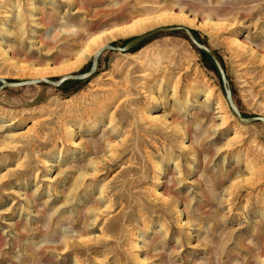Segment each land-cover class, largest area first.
<instances>
[{
  "label": "rangeland",
  "instance_id": "1",
  "mask_svg": "<svg viewBox=\"0 0 264 264\" xmlns=\"http://www.w3.org/2000/svg\"><path fill=\"white\" fill-rule=\"evenodd\" d=\"M170 26L264 116V0H0V78ZM209 57L166 32L0 82V264H264V123Z\"/></svg>",
  "mask_w": 264,
  "mask_h": 264
},
{
  "label": "water",
  "instance_id": "2",
  "mask_svg": "<svg viewBox=\"0 0 264 264\" xmlns=\"http://www.w3.org/2000/svg\"><path fill=\"white\" fill-rule=\"evenodd\" d=\"M183 32L189 39V41L199 50L202 52L207 53L211 59L214 62V65L216 66V69L218 71V74L222 80L224 91L226 98L229 102L230 107L236 114L237 118L240 120V122L244 124H251V123H264V116H245L241 110L238 108L234 101L233 92L230 88V84L225 72V69L223 68L221 62L219 61L216 54L205 44L201 43L194 35V33L186 27L183 26H170V27H162L155 29L153 31H150L148 33H145L143 35L137 36L130 40L128 43H126L124 46H115V45H105L101 49H99L92 60L91 68L88 72L85 73H79V74H68L62 77H59L57 79H47V78H38V79H32V80H25V81H8L6 79L0 78V82L2 83V87H24V86H30V85H37V84H46L50 86L59 87L64 82L69 80H85L89 77L93 76L96 73L98 62L101 54L104 51H120V52H129L130 50L134 49L135 47L141 45L143 42H145L147 39L153 37L156 34L160 33H168V32Z\"/></svg>",
  "mask_w": 264,
  "mask_h": 264
},
{
  "label": "trees",
  "instance_id": "3",
  "mask_svg": "<svg viewBox=\"0 0 264 264\" xmlns=\"http://www.w3.org/2000/svg\"><path fill=\"white\" fill-rule=\"evenodd\" d=\"M204 55H206L207 57H209V55L207 54V53H205V52H202ZM210 58V57H209Z\"/></svg>",
  "mask_w": 264,
  "mask_h": 264
},
{
  "label": "bare ground",
  "instance_id": "4",
  "mask_svg": "<svg viewBox=\"0 0 264 264\" xmlns=\"http://www.w3.org/2000/svg\"><path fill=\"white\" fill-rule=\"evenodd\" d=\"M131 29V28H130ZM115 35V34H114Z\"/></svg>",
  "mask_w": 264,
  "mask_h": 264
}]
</instances>
